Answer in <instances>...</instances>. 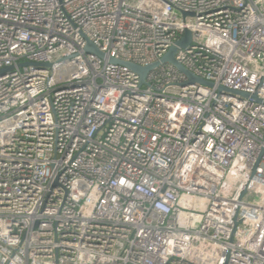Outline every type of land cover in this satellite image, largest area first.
<instances>
[{
  "label": "built area",
  "instance_id": "built-area-1",
  "mask_svg": "<svg viewBox=\"0 0 264 264\" xmlns=\"http://www.w3.org/2000/svg\"><path fill=\"white\" fill-rule=\"evenodd\" d=\"M0 71V264H264V0H0Z\"/></svg>",
  "mask_w": 264,
  "mask_h": 264
},
{
  "label": "water",
  "instance_id": "water-1",
  "mask_svg": "<svg viewBox=\"0 0 264 264\" xmlns=\"http://www.w3.org/2000/svg\"><path fill=\"white\" fill-rule=\"evenodd\" d=\"M184 15H187L189 13L187 12H183ZM191 39H192V34L189 30H187L185 32V35L177 42V44L173 45L169 51L167 52L166 55H164V57L161 59V61H157L151 65H148V66H141V65H138L136 63H133V62H129V61H124V60H120V59H116V58H110V61L113 62V63H119V64H122V65H125L127 66L130 70L138 73L141 77V81L142 83L145 81V76L147 75V73L152 69L154 68L155 66L159 65L160 62H171L172 64H174L178 69H180L184 74L187 75L188 77V82H199V83H202V84H206V85H212V82H209V81H206V80H203L197 76H195L191 71H189L184 65H182L181 63H179L176 58H175V54L176 52L178 51L179 47L181 48H186L188 47V45L190 44L191 42ZM86 51L89 52V53H95L97 54L98 56L100 57H104L105 54L103 51H101L97 46H95L93 44V42L91 40L88 39V43H87V46H86ZM3 71H0V75ZM220 90H227L223 87H220ZM232 93H237V94H240L241 96L243 97H247V98H252L258 102H262L256 94H249V93H245V92H242V91H235V90H230ZM264 150H262V153H263Z\"/></svg>",
  "mask_w": 264,
  "mask_h": 264
}]
</instances>
